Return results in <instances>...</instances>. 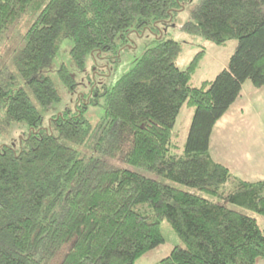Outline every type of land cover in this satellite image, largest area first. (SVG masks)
Wrapping results in <instances>:
<instances>
[{
    "label": "trees",
    "instance_id": "trees-1",
    "mask_svg": "<svg viewBox=\"0 0 264 264\" xmlns=\"http://www.w3.org/2000/svg\"><path fill=\"white\" fill-rule=\"evenodd\" d=\"M193 1L0 0L2 123L24 122L29 131L25 149L0 146V264H137L164 243L162 221L182 246L158 264L264 261V229L227 206L264 216V181H243L209 155L213 128L243 84L264 88V0L195 5L182 32L218 46L236 42L227 69L199 87L190 82L203 51L180 70L179 44L160 38L104 91L105 115L93 130L83 116L91 99L54 116L47 131L30 98L42 110L60 101L43 71L63 40L72 41L70 57L83 70L89 56L118 59L132 33L172 23ZM57 76L75 89L65 65ZM182 107L193 116L181 149L174 130ZM87 138L89 156L67 145ZM145 204L150 211L139 209Z\"/></svg>",
    "mask_w": 264,
    "mask_h": 264
},
{
    "label": "rangeland",
    "instance_id": "rangeland-1",
    "mask_svg": "<svg viewBox=\"0 0 264 264\" xmlns=\"http://www.w3.org/2000/svg\"><path fill=\"white\" fill-rule=\"evenodd\" d=\"M199 1L194 0L184 10L175 14L172 23L159 24L158 27L152 25L151 29L143 30L140 34L132 33L128 41V47L121 51L118 59H115L112 53L103 54L102 60L94 59L90 56L87 57L83 70L76 68L70 57L69 52L72 47V41L63 40L52 65L43 71V74L53 82L60 101L54 103L50 108L42 110L35 99L30 96L42 117V127L50 131L51 119L54 116L67 110L74 112L77 106L81 108L83 104L85 105L84 99H91L92 102L87 106L83 116L89 122L91 130L95 129L105 115L104 91L113 86L122 75L127 73L141 57L144 50L160 38L172 40L179 44V53L175 62L180 70H185L193 58L203 51L198 66L192 75L191 86L199 87L203 82L214 80L222 70L227 69L229 58L235 50L236 42L230 41L223 46H218L199 36L188 35L180 30V27L185 22L191 20L192 10ZM25 32L26 28H20L16 32L17 41L15 43H18L19 46L24 42L21 41V37ZM119 42L117 40L118 45L120 44ZM6 54L8 53L4 55ZM61 65H65L74 78L76 82L74 90L67 89L59 80L57 70ZM18 81V85L24 87V82L20 77ZM241 91L243 97L240 102H235L230 112L228 111L214 126L210 137L209 155L215 162L228 167L232 174L243 181H264V88H254L247 81L243 84ZM238 103L243 104L242 108ZM192 116L193 109L182 107L177 117L174 132L177 135L176 141L181 149L185 144ZM3 118L4 113L0 111V146H8L16 151H20L21 147L25 149L24 139L27 138L29 132L27 124L20 122L6 125L2 123ZM52 128L55 133L53 126ZM90 143V138H87L83 145L68 143L67 145L71 146L79 154L89 156L92 151ZM118 164L129 168L125 164ZM136 171L142 172L141 170ZM143 174L155 178L147 172ZM160 181L209 198L206 194L199 191L164 179H160ZM227 206L231 210L239 211L255 218L259 227L264 229V216H258L235 205L229 204ZM139 209L150 211L146 204L139 205ZM160 229L164 243L142 256L137 261V264H158L161 259L168 256L174 246H182L181 241L174 234L167 221L161 222ZM260 261L262 260H258V262Z\"/></svg>",
    "mask_w": 264,
    "mask_h": 264
},
{
    "label": "crops",
    "instance_id": "crops-1",
    "mask_svg": "<svg viewBox=\"0 0 264 264\" xmlns=\"http://www.w3.org/2000/svg\"><path fill=\"white\" fill-rule=\"evenodd\" d=\"M242 97H243V94H242V91H241L239 98H238L235 102H237V101L240 102V100L242 99ZM235 102H234V103H235ZM238 104H239V103H238ZM233 105H234V104H233ZM233 105H232V106H233ZM239 105H240L241 108H242V105H243V104L240 103ZM232 106H231V107H232ZM231 107H230L229 110H228L229 112H230ZM228 111H227V112H228ZM224 116H225V115H224ZM227 168H228V167H227ZM228 169H229V168H228ZM255 264H264V261H260V262L257 261Z\"/></svg>",
    "mask_w": 264,
    "mask_h": 264
}]
</instances>
